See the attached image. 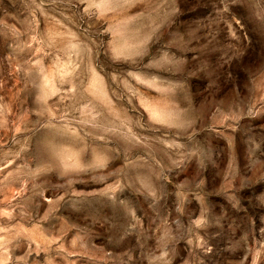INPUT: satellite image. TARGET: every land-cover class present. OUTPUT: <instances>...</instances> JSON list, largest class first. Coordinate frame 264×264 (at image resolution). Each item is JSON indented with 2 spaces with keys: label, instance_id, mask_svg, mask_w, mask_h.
<instances>
[{
  "label": "rangeland",
  "instance_id": "374dc122",
  "mask_svg": "<svg viewBox=\"0 0 264 264\" xmlns=\"http://www.w3.org/2000/svg\"><path fill=\"white\" fill-rule=\"evenodd\" d=\"M0 264H264V0H0Z\"/></svg>",
  "mask_w": 264,
  "mask_h": 264
}]
</instances>
